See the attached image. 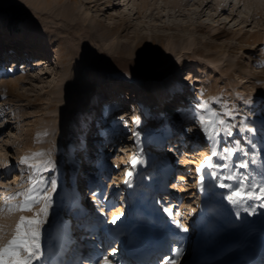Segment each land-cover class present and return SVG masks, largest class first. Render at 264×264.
<instances>
[{
  "label": "rangeland",
  "instance_id": "1",
  "mask_svg": "<svg viewBox=\"0 0 264 264\" xmlns=\"http://www.w3.org/2000/svg\"><path fill=\"white\" fill-rule=\"evenodd\" d=\"M0 77V206L29 187L22 157L43 153L57 183L36 264L119 256L123 239L137 251L112 264H164L175 243L177 264H264V208L233 207L214 169L197 172L211 155L199 99L248 117L264 147V0H0ZM261 161L240 171L259 182ZM40 207L0 213L6 238Z\"/></svg>",
  "mask_w": 264,
  "mask_h": 264
},
{
  "label": "snow or ice",
  "instance_id": "2",
  "mask_svg": "<svg viewBox=\"0 0 264 264\" xmlns=\"http://www.w3.org/2000/svg\"><path fill=\"white\" fill-rule=\"evenodd\" d=\"M197 107L202 112L197 117L198 128L211 148V155L206 157L197 172L201 173L205 168L214 169L210 175L218 182L219 188L227 190L224 198L228 203L236 208L243 207L249 214H255L257 208H264V161H261L262 170L257 173L261 177L259 182L255 177L250 179L249 172L240 170L248 169L250 164L255 165L264 153V147H258L254 139L257 129L248 122V117H241L237 122L238 114L228 109L226 104L224 108L215 110L210 107L209 101L199 99ZM186 131L191 132L192 129ZM259 142L264 145V128L261 129ZM43 155L35 153L32 157L21 158L20 163L30 170L27 179L29 187L23 191L10 192L4 197V204L0 206V213L11 215L16 212L32 211L37 204L41 205L32 216L23 214L19 216L10 238H6L5 230L0 226V264H36L43 258L39 227L43 222L41 215L44 217L48 215L57 191V183L51 177L44 176L45 172L51 171L48 167L50 161L36 159ZM237 155L239 159H235ZM30 160L36 162L29 163ZM131 166L133 168L136 166L135 159L132 160ZM253 171L256 169L253 168ZM131 175V171L125 173L126 177ZM125 183L128 184L130 181L126 179ZM200 183H203L202 176ZM168 211L171 215V210ZM121 215H113L112 224H116ZM174 222L178 228L187 231L178 220ZM116 251V248H112L113 255ZM181 253L182 249H177L173 256L164 260V264H177V257ZM102 264H112V261L105 256Z\"/></svg>",
  "mask_w": 264,
  "mask_h": 264
},
{
  "label": "bare ground",
  "instance_id": "3",
  "mask_svg": "<svg viewBox=\"0 0 264 264\" xmlns=\"http://www.w3.org/2000/svg\"><path fill=\"white\" fill-rule=\"evenodd\" d=\"M206 5V4H205ZM36 24V23H35ZM52 24H54V23H52ZM37 25H39V26H41V27H43V24H41V23H38ZM47 26H49V24L47 25ZM53 27V26H52ZM2 33H4L5 34V36L7 37L8 35H7V33H6V31H1ZM2 43H3V41H2ZM10 63H11V61H9V63H8V66L10 65ZM29 64L30 63H28L27 65H25V67H23V68H20L19 70L20 71H25L26 70V68H27V66H29ZM15 64H13V66H14ZM16 66H18V65H16ZM2 67H4L6 70H8V68L6 67V66H2ZM33 70L34 69H31V71H32V77H33V75L35 76V74L33 73ZM24 77L23 76H20V77H18V78H15V79H11V80H9L7 83H6V85H7V87H13V88H15V87H18V86H20V85H22L23 84V81H22V79H23ZM0 80H1V77H0ZM165 100H169V94H165V95H163L161 98H160V101L161 102H163V101H165ZM179 106H180V104H179ZM174 108H176V106H174ZM193 110H195V109H193ZM262 170V169H261ZM148 213V212H147ZM149 215H152L150 212H149ZM157 215V213L156 212H153V216H156ZM216 222V221H215ZM218 222V221H217ZM228 223H225L224 225H222L221 226V228L222 229H225V232L226 233H229L231 230H232V225H231V221H227ZM232 223H233V221H232ZM213 226V225H212ZM216 227V226H215ZM215 227H213V232H215ZM64 227H61L60 228V230H59V233H58V244L59 243H61V242H64V241H67L71 236H70V233H69V230H67V229H63ZM211 229V228H210ZM217 232V231H216ZM106 236H110L111 237V239L109 240V242H111V240L116 236V234H117V232L116 231H106ZM221 235V234H220ZM230 235H232V234H230ZM117 238H119V237H117ZM157 240H159L158 242H157ZM160 237H157L153 242L154 243H152V244H154V245H158V244H160ZM174 244V243H173ZM134 245V244H133ZM174 247H173V249L174 248H176V249H182V251L184 250V245L182 246V243H175L174 245H173ZM187 247V246H186ZM93 249V248H92ZM120 249H122L123 251H124V257L125 256H127V255H132V254H134L136 251H137V246L135 247V246H132V245H130L129 243H127V241H126V239H123L122 240V242H121V244H120ZM119 251V250H118ZM140 251V250H139ZM142 251V250H141ZM176 251V250H175ZM169 252H171V251H169ZM117 253V252H116ZM115 253V254H116ZM120 254L121 253H123L122 251L121 252H119ZM118 254V253H117ZM138 254H140V252L138 253ZM169 254V253H168ZM175 254V253H174ZM83 256H86L85 254H82ZM99 256V252L97 253V255H96V257H95V259L94 260H90L91 262H90V264H102V262H103V259H104V257L105 256H107V257H109L110 259H111V261L112 262H114L115 260H117V261H119V256H116V255H113V253H112V249H110L109 250V253L107 252V250H105V252L102 254V256H100V257H98ZM117 257H118V259H117ZM167 257V256H166ZM75 258H78L77 256H75ZM103 258V259H102ZM114 258V259H113ZM121 258H123V256L121 257ZM120 258V259H121ZM253 258V257H252ZM102 260V261H101ZM82 261H84V260H82ZM72 264V263H71Z\"/></svg>",
  "mask_w": 264,
  "mask_h": 264
}]
</instances>
